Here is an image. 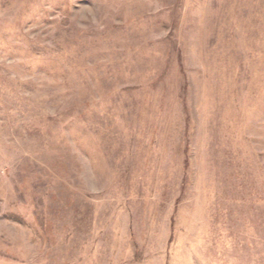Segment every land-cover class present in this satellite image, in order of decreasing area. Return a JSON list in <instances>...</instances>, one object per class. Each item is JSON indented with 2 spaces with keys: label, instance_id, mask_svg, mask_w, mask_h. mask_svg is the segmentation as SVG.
Returning a JSON list of instances; mask_svg holds the SVG:
<instances>
[{
  "label": "rangeland",
  "instance_id": "obj_1",
  "mask_svg": "<svg viewBox=\"0 0 264 264\" xmlns=\"http://www.w3.org/2000/svg\"><path fill=\"white\" fill-rule=\"evenodd\" d=\"M0 264H264V0H0Z\"/></svg>",
  "mask_w": 264,
  "mask_h": 264
}]
</instances>
